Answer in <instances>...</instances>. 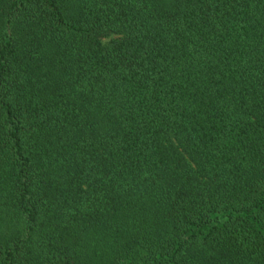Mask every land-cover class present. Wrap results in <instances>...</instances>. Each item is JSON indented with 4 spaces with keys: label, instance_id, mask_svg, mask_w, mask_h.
I'll use <instances>...</instances> for the list:
<instances>
[{
    "label": "trees",
    "instance_id": "1",
    "mask_svg": "<svg viewBox=\"0 0 264 264\" xmlns=\"http://www.w3.org/2000/svg\"><path fill=\"white\" fill-rule=\"evenodd\" d=\"M0 264H264V0H0Z\"/></svg>",
    "mask_w": 264,
    "mask_h": 264
}]
</instances>
